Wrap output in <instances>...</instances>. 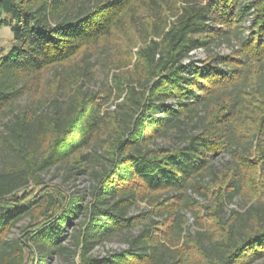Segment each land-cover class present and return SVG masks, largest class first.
I'll use <instances>...</instances> for the list:
<instances>
[{
    "label": "trees",
    "instance_id": "obj_1",
    "mask_svg": "<svg viewBox=\"0 0 264 264\" xmlns=\"http://www.w3.org/2000/svg\"><path fill=\"white\" fill-rule=\"evenodd\" d=\"M8 24L12 43L0 54V117L54 67H61L54 94L62 87L70 94L64 109L19 112L5 125L1 141L16 143L22 162L0 169V264H45L49 254H64L67 228L82 212L72 235L79 264L264 259V0H0V27ZM230 36L239 40L230 54L185 62L191 52ZM94 56L104 61L107 76L119 72L110 86L87 95L77 83ZM18 81L25 86L12 89ZM111 98L118 102L107 111L102 106ZM199 105L205 107L200 129L182 145L150 146L173 118H192ZM92 148L94 155L85 153ZM225 153L229 164L213 171L209 183L200 181L211 173L213 158ZM89 157L105 163L92 172L95 186L85 205V195L40 175L57 164L86 172ZM190 193L212 197L202 210ZM237 196L249 206L225 218L226 202ZM138 202L148 209L127 215ZM183 209L203 233L188 231ZM24 219L20 235L10 238ZM141 224L128 249L88 255L103 236Z\"/></svg>",
    "mask_w": 264,
    "mask_h": 264
},
{
    "label": "rangeland",
    "instance_id": "obj_2",
    "mask_svg": "<svg viewBox=\"0 0 264 264\" xmlns=\"http://www.w3.org/2000/svg\"><path fill=\"white\" fill-rule=\"evenodd\" d=\"M174 19V18H173ZM172 19V20H173ZM251 17L248 18L243 23V27L247 28L250 24ZM11 24L4 25L0 27V54L6 51L11 43H12V33L10 31ZM247 32H244L241 37H245ZM239 40L234 36H230L228 39H219L212 41L209 46L205 49L193 52L190 54L189 59L187 61L199 62L205 60L208 56L213 54L219 55H227L230 54L232 50L238 47ZM136 49H133L135 52ZM74 63V62H73ZM75 64V63H74ZM104 61L98 57L94 56L90 59L89 69L90 72L86 76H81V79L77 83V85L81 86L84 93L87 95H93L97 92L102 91L108 85L110 86L112 83V74L118 73L119 71H111L108 73V76L103 69ZM73 66V65H72ZM71 66V67H72ZM80 65H75L74 69L79 71L77 68ZM61 67H54L49 71L45 72L37 86H29L23 93H18L13 100V102L6 108V112L4 115L0 117V169L9 166H17L20 165L22 160L17 151L13 149L16 147V143L9 140L6 142L1 141V135H5L8 131L6 130L5 125L13 119V117L19 112H27V114H31L34 112V115H40L45 113H53L58 104L61 105V109L66 107V100L69 93V88L62 87L56 94L53 85L56 81L55 73L60 71ZM88 69V70H89ZM127 68H122L120 72L127 70ZM64 70V69H63ZM62 70V71H63ZM68 69H66V72ZM83 71H80L82 74ZM12 89H22L25 86L23 81L14 82L11 84ZM55 86V85H54ZM65 88V89H64ZM56 100V105L53 104V101ZM120 101V100H119ZM115 101L113 98L104 102L102 106L103 109L107 111H113L115 108ZM56 106V107H55ZM205 112V107L203 105H199L196 110H194L192 114V118H183L177 117V119L173 118L172 124L168 125L166 130L160 132L157 137H155L151 142L150 146H166L171 145L174 147L180 146L183 144L184 137L189 134L196 132L200 129L199 117H201ZM161 117H168L166 114H159ZM31 149V147L29 148ZM35 149V147H34ZM95 149L92 148L86 150L85 153L88 155H94ZM32 151V150H31ZM34 156H38V150H35ZM231 161V157L229 154H220L213 158L212 161V171L208 173L201 179L203 183H209L212 179L213 171L217 169H221L225 165H228ZM105 163V161L101 158H98V161L89 157L85 162H83L86 167V172H81L78 168H73L72 170H68L67 166L64 164H57L51 166L43 171H41L40 175L43 178V181L47 184L58 185L64 188L69 194L78 193L85 195L84 205L90 201L92 189L95 186V181L92 177L93 171H100L101 164ZM31 188L25 190V192L30 191ZM33 190V188H32ZM193 198H195L200 207L203 210V206L207 204L212 196L208 198L199 196L197 194L190 193ZM252 201L249 202L252 203ZM249 206V205H247ZM247 206H245L244 201L239 197H234L231 201L226 202V206L224 208V217L226 218L231 209H235L239 212H243ZM148 209V205L145 202H138L129 207L127 211V215L133 216L138 215ZM181 214H184L188 221L186 226L188 227V231L191 234L196 235V233H203L204 228L199 227L195 221L193 216L188 212V210L183 209L180 211ZM85 214L84 212L81 215L73 220L72 226L67 228L66 239L64 240L63 245L67 248V251L64 254H49L46 257L45 264H79V250L77 249L75 242L73 241V233L77 231L80 227V223L84 220ZM28 219L22 220L19 224H17L16 228L12 230L10 238H15L20 235V227L27 225ZM145 223V221L143 222ZM142 229V224L135 226L130 230L124 231L123 233H113L108 236H103L100 241L95 244L92 249L89 251L88 255L95 258H103L108 254H114L120 251H124L129 248L130 240L132 237L136 236L139 231ZM206 243V242H205ZM169 256V253H166L165 259ZM254 264H264V259L259 260Z\"/></svg>",
    "mask_w": 264,
    "mask_h": 264
},
{
    "label": "built area",
    "instance_id": "obj_3",
    "mask_svg": "<svg viewBox=\"0 0 264 264\" xmlns=\"http://www.w3.org/2000/svg\"><path fill=\"white\" fill-rule=\"evenodd\" d=\"M199 50H202V49H197V50H195L193 52H196V51H199ZM193 52H191L190 54H192ZM185 62H188V61L186 60Z\"/></svg>",
    "mask_w": 264,
    "mask_h": 264
}]
</instances>
